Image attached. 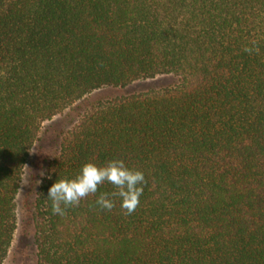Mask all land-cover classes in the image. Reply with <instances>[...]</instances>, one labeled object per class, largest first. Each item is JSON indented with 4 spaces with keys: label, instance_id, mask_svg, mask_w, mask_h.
I'll use <instances>...</instances> for the list:
<instances>
[{
    "label": "trees",
    "instance_id": "obj_1",
    "mask_svg": "<svg viewBox=\"0 0 264 264\" xmlns=\"http://www.w3.org/2000/svg\"><path fill=\"white\" fill-rule=\"evenodd\" d=\"M160 75L177 83L127 92ZM102 90L118 92L90 100ZM59 115L36 264H264V0H0V264L30 150ZM112 159L145 175L131 215L95 206L107 182L52 214L56 180Z\"/></svg>",
    "mask_w": 264,
    "mask_h": 264
},
{
    "label": "clouds",
    "instance_id": "obj_2",
    "mask_svg": "<svg viewBox=\"0 0 264 264\" xmlns=\"http://www.w3.org/2000/svg\"><path fill=\"white\" fill-rule=\"evenodd\" d=\"M243 51L258 53L257 42L252 41L251 46H245ZM105 182L112 185L115 191L101 193L94 202L95 206L111 211L116 206V199H119L125 215H131L140 204L146 179L142 171L126 166L122 159H112L100 166L88 162L82 165L75 178L56 180L48 189L46 198L51 201L52 214L65 216L67 209L79 206L85 197L96 194L98 187Z\"/></svg>",
    "mask_w": 264,
    "mask_h": 264
},
{
    "label": "rangeland",
    "instance_id": "obj_3",
    "mask_svg": "<svg viewBox=\"0 0 264 264\" xmlns=\"http://www.w3.org/2000/svg\"><path fill=\"white\" fill-rule=\"evenodd\" d=\"M176 83L177 78L175 76L160 75L153 79L136 82L130 85V87L127 88V92L170 87ZM117 92L118 91L114 90L97 91L89 96V98L92 100L103 96H111ZM69 113L71 114L72 111H69ZM65 115L56 116L51 121L45 122L40 140L36 142L30 150L28 161L22 175L20 189L15 201L17 228L4 264H36L32 223L33 202L37 183L39 176L43 172L45 160L51 157L58 147V138L56 134L59 132L60 128L68 126V124H65Z\"/></svg>",
    "mask_w": 264,
    "mask_h": 264
}]
</instances>
